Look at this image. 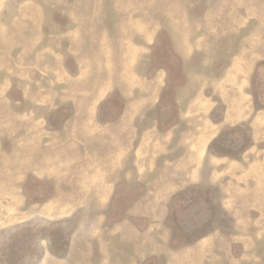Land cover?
<instances>
[{"label": "rangeland", "instance_id": "obj_1", "mask_svg": "<svg viewBox=\"0 0 264 264\" xmlns=\"http://www.w3.org/2000/svg\"><path fill=\"white\" fill-rule=\"evenodd\" d=\"M0 264H264V0H0Z\"/></svg>", "mask_w": 264, "mask_h": 264}]
</instances>
